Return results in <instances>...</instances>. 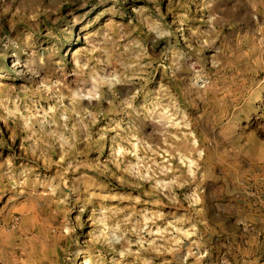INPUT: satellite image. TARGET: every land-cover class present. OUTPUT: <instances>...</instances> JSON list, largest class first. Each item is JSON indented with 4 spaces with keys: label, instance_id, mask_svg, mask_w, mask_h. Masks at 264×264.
Returning a JSON list of instances; mask_svg holds the SVG:
<instances>
[{
    "label": "rangeland",
    "instance_id": "obj_1",
    "mask_svg": "<svg viewBox=\"0 0 264 264\" xmlns=\"http://www.w3.org/2000/svg\"><path fill=\"white\" fill-rule=\"evenodd\" d=\"M0 264H264V0H0Z\"/></svg>",
    "mask_w": 264,
    "mask_h": 264
}]
</instances>
